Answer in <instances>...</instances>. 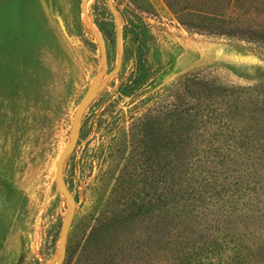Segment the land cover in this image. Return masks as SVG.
Listing matches in <instances>:
<instances>
[{
	"label": "rangeland",
	"instance_id": "rangeland-1",
	"mask_svg": "<svg viewBox=\"0 0 264 264\" xmlns=\"http://www.w3.org/2000/svg\"><path fill=\"white\" fill-rule=\"evenodd\" d=\"M88 1L82 8V0H0V264L59 257L67 200L56 188L55 164L97 77L100 88L63 167L75 200L63 264H81L95 217L124 194L130 122L155 103L187 108L186 99L166 97L183 75L199 71L264 94L263 42L188 29L176 16L215 22L237 13L241 28L264 32V0ZM94 32L107 53L106 73Z\"/></svg>",
	"mask_w": 264,
	"mask_h": 264
},
{
	"label": "trees",
	"instance_id": "trees-1",
	"mask_svg": "<svg viewBox=\"0 0 264 264\" xmlns=\"http://www.w3.org/2000/svg\"><path fill=\"white\" fill-rule=\"evenodd\" d=\"M176 16L264 43L237 13ZM170 95L187 100L184 112L155 103L125 130L124 194L95 217L81 264H264V94L194 71Z\"/></svg>",
	"mask_w": 264,
	"mask_h": 264
},
{
	"label": "water",
	"instance_id": "water-1",
	"mask_svg": "<svg viewBox=\"0 0 264 264\" xmlns=\"http://www.w3.org/2000/svg\"><path fill=\"white\" fill-rule=\"evenodd\" d=\"M87 3V0H82V8H84L85 4ZM94 36L96 39V43L98 45L100 54H101V63H102V70L104 73L107 71L108 66V59H107V53L104 48L103 41L100 37V35L97 32H94ZM117 48L119 50L118 54V63H117V69H119L121 65V37H120V30L117 37ZM101 76L97 77L88 90L86 91L85 95L83 96L82 100L80 101L73 118L71 131L68 140L65 142L64 146L62 147L57 160L55 164V185L56 188L63 193L67 200V214L65 218L62 221L61 229H60V236H59V257L57 259L49 261L47 264H63L64 258H65V242L66 237L68 235L73 216L75 211V200L74 197L71 195L63 175V167L65 160L69 154L70 151L74 150L77 146V143L79 141L80 132L83 124V117L84 113L89 106L92 98L97 93V91L100 88L101 83Z\"/></svg>",
	"mask_w": 264,
	"mask_h": 264
},
{
	"label": "bare ground",
	"instance_id": "bare-ground-1",
	"mask_svg": "<svg viewBox=\"0 0 264 264\" xmlns=\"http://www.w3.org/2000/svg\"><path fill=\"white\" fill-rule=\"evenodd\" d=\"M88 0H87V3L85 4V6H84V8L87 6V4H88ZM84 17V16H83ZM85 20H87V18H86V16H85ZM87 22V21H86ZM102 80V79H101Z\"/></svg>",
	"mask_w": 264,
	"mask_h": 264
}]
</instances>
